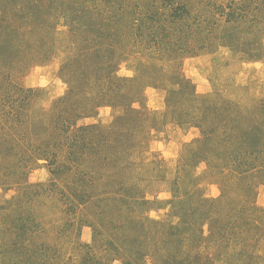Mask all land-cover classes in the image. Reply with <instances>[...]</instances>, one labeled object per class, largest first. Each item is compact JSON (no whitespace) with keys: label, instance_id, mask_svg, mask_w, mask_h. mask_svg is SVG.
Returning <instances> with one entry per match:
<instances>
[{"label":"rangeland","instance_id":"1","mask_svg":"<svg viewBox=\"0 0 264 264\" xmlns=\"http://www.w3.org/2000/svg\"><path fill=\"white\" fill-rule=\"evenodd\" d=\"M0 264H264V0H0Z\"/></svg>","mask_w":264,"mask_h":264},{"label":"trees","instance_id":"2","mask_svg":"<svg viewBox=\"0 0 264 264\" xmlns=\"http://www.w3.org/2000/svg\"><path fill=\"white\" fill-rule=\"evenodd\" d=\"M39 12V11H38Z\"/></svg>","mask_w":264,"mask_h":264}]
</instances>
